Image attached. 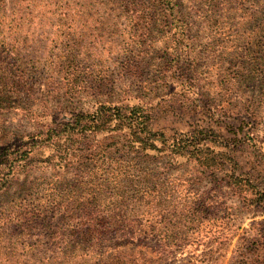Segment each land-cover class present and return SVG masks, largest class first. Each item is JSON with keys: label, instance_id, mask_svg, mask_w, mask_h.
<instances>
[{"label": "rangeland", "instance_id": "rangeland-1", "mask_svg": "<svg viewBox=\"0 0 264 264\" xmlns=\"http://www.w3.org/2000/svg\"><path fill=\"white\" fill-rule=\"evenodd\" d=\"M159 1L36 0L20 13L16 28L4 33L16 37V63L27 66L28 72L20 78L17 70L23 67L14 66L19 90L10 106L0 105V161L21 153L47 157V148L29 147L32 137L45 134L50 118L62 120L99 99H172L182 90V75L194 78V92H188L186 100L194 105L178 99L173 110L156 120L157 126L212 127L220 133L216 138L230 143L226 150L241 168L264 188V0H175L182 9L185 36ZM172 74L175 77L169 78ZM234 138L239 141L232 143ZM76 149L80 153L91 147L85 143ZM31 159L0 188V238L11 230L4 212H18L17 204L48 193L58 175L51 161ZM7 171L2 167L0 176ZM196 186H213V197L218 193L226 202L212 208L215 218L205 223L210 231L199 232L200 240L186 250L195 248L196 254L221 258L225 264L237 249L262 236L263 199L243 206L224 184L204 178ZM209 233L221 238L213 240ZM185 253L176 252L169 259ZM0 264H8L5 255H0Z\"/></svg>", "mask_w": 264, "mask_h": 264}, {"label": "trees", "instance_id": "trees-1", "mask_svg": "<svg viewBox=\"0 0 264 264\" xmlns=\"http://www.w3.org/2000/svg\"><path fill=\"white\" fill-rule=\"evenodd\" d=\"M14 1L8 6L7 0H0V105L4 106L12 104L20 85L14 72L19 65L18 42L4 32L15 29L20 13L36 4V0ZM159 2L185 36L179 4ZM19 66L21 78L28 67ZM181 80L182 90L172 99L136 103L99 99L93 107L74 110L62 120L50 118L45 134L32 137L29 147L47 148V157L21 153L0 161V170L3 167L11 174L0 176V188L35 157L51 161L58 174L48 193L17 204L18 212H4L2 218L11 230L1 235L0 255L6 256L8 264H224L221 258L196 254L195 248L191 253L186 250L200 240L199 232L210 231L205 223L215 218L212 208L226 202L218 193L213 197V186L193 185L204 178L224 184L243 206L264 202V188L254 174L241 168L226 150L230 143L218 139L220 133L212 127L157 126L156 120L173 110L178 99L194 105L186 101L188 92H194V78L181 75ZM85 143L91 149L78 153V145L85 147ZM30 232L36 236L31 238ZM210 233L213 240L221 238ZM261 234L246 248L237 249L225 264H264V231ZM45 253L48 256H41Z\"/></svg>", "mask_w": 264, "mask_h": 264}]
</instances>
